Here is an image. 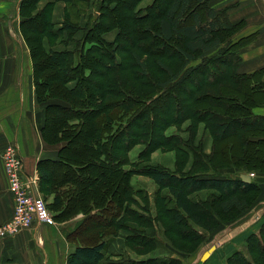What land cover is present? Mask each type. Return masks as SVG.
Wrapping results in <instances>:
<instances>
[{
  "label": "trees",
  "instance_id": "16d2710c",
  "mask_svg": "<svg viewBox=\"0 0 264 264\" xmlns=\"http://www.w3.org/2000/svg\"><path fill=\"white\" fill-rule=\"evenodd\" d=\"M41 1L23 0L20 12L35 92L45 114L42 137L46 143L60 146L56 159L39 163V190L51 197L47 208L57 220L88 216L77 232L83 239L89 231L94 238L101 232L104 237L97 243L78 245L67 264H104L108 257L114 264L110 258L119 252L115 242L124 250L152 254L140 262L124 255L126 264H168L156 253L153 230L127 206L135 202L131 178L136 175L149 177L172 197L175 208L169 210L172 224L167 232L185 243V248L197 244L188 256L194 255L207 238L195 228L210 234L218 226L208 200H196V196L215 195L221 212L235 217L250 207L253 199L248 196L259 193V177L246 183L241 171L264 176V116L255 114L257 108H264V69L239 75L240 43L232 40L218 58L200 63L199 68L188 67L197 54L219 46L235 28L224 13L207 7L208 0H153L145 8L138 7L142 0H99L94 20L91 17L82 27L73 20V11L87 1L61 0L66 6L59 29L49 21L56 1H45L39 7ZM113 29L118 32L111 44L103 35ZM81 32L85 33L82 41L64 38ZM120 41L135 49L133 69L144 71L142 77L148 75L142 54L146 59L156 57L168 73L169 78L158 84L163 92L157 98H143L136 88L141 77L123 73L132 69L117 60L123 50ZM91 43L95 44L88 46ZM70 44L72 49L59 50ZM176 56L184 58L179 72L162 61ZM170 93V102L164 101ZM166 103L169 108L162 113ZM171 111L178 114L174 115L176 124L195 120L189 128L198 125L208 135L202 136L205 147L211 148V154L205 156L209 160L206 169H236L239 173L231 177L180 175L166 164L153 163L151 156L167 149L174 139L162 133L172 123ZM139 145L143 149L133 159L130 153ZM177 150L184 157L193 155L192 148L180 146ZM191 165L202 168L195 161ZM92 170L96 176L85 183L84 175ZM123 214L136 222L120 220ZM103 217L107 218L104 222ZM260 238H249L250 256L245 259L240 253L229 262L259 264L260 260L264 264V230Z\"/></svg>",
  "mask_w": 264,
  "mask_h": 264
},
{
  "label": "crops",
  "instance_id": "0c3cea01",
  "mask_svg": "<svg viewBox=\"0 0 264 264\" xmlns=\"http://www.w3.org/2000/svg\"><path fill=\"white\" fill-rule=\"evenodd\" d=\"M22 1L0 0V226L10 221L14 213V201L9 192L2 160L6 148L12 145L17 148L22 160L23 176L28 181L36 180L31 192L39 195V163L47 158L56 159L60 150V146L50 145L43 140L45 114L35 92L30 51L27 48L24 50L22 41L13 31L15 18L21 12ZM41 3L43 1L39 3V7ZM65 6L64 2L56 3L53 12L55 21L62 20ZM207 7L224 13L235 27L227 39H223L219 46L208 52L219 50L232 40L233 44L240 43L236 67L239 75L264 69V0H208ZM255 114L264 116V108H257ZM238 173L236 169L219 172L222 177L236 176ZM256 176L264 177L258 174ZM248 198L253 199L250 207L237 214L230 224L216 229L209 241L207 239L202 245L196 255L197 259L200 258L201 262H205L203 257L209 259L207 254L211 249L210 242L222 241V244L226 240L233 245L240 240L238 243L241 247V240L244 241L247 235L248 238L253 235L261 237L264 230V182L259 184L257 197ZM52 226L35 222L14 238L0 239V264H67V258L74 250L69 255H64L62 234L55 240L46 235L50 233ZM115 244L118 245L119 252L124 250L123 245L118 242ZM119 252L114 254L122 256L123 252ZM130 259L134 260L133 257ZM218 263L226 264L222 259Z\"/></svg>",
  "mask_w": 264,
  "mask_h": 264
},
{
  "label": "rangeland",
  "instance_id": "374dc122",
  "mask_svg": "<svg viewBox=\"0 0 264 264\" xmlns=\"http://www.w3.org/2000/svg\"><path fill=\"white\" fill-rule=\"evenodd\" d=\"M45 1H56V3L61 2V0H44L43 3H41V7L43 6V4L45 3ZM87 2L85 3H79L78 7L76 10L73 11V14L75 15V18L73 20H77L78 24L82 27L83 25H85L86 23H88L89 19H91V17L95 18L96 15V8H97V4L99 0H85ZM151 2H153V0H142L139 4V8H145V6H147L148 4H150ZM55 8V7H54ZM80 9V13L78 15L77 12H79ZM64 15H65V11H64ZM64 17V16H63ZM62 17L61 19H58L55 21L53 13L52 16L50 14V18L49 21H51L52 25L54 24L55 26H53V28L55 29H59L62 26V22L64 20V18ZM21 22H22V17L20 16V14H17L16 18H15V25L13 27V31L14 33H16L17 38H19L22 41V46L24 47V50L29 49L27 44L25 43V39L23 36V32L21 30ZM36 26H39L38 23H36ZM117 29H113L107 33H104L103 38L113 44V42L116 41V36H117ZM84 34L85 33H77V34H71L70 36H68V34H65L64 38L67 39L69 41L72 40H77V41H82V39L84 38ZM121 45L120 47L124 50V47H126V49L122 50V52H119L117 54L118 57V62H122L124 64V66H126L127 68H131L132 70H128L123 72L125 75L127 73L130 72H134L138 77H141V81H139V84H136V88H137V92L140 94H143L144 97L143 98H157L160 94H162V90L158 87V84L167 80L169 78V75L166 71H164L158 64H157V58L156 57H149V58H145L144 54L141 55L142 59L144 61L147 62V72L148 75L144 77H142V71L141 69H133L134 66V59L132 58V53L135 52V49L132 48H127V45L125 44V41H120ZM230 43V42H229ZM228 43V44H229ZM95 44V43H91L88 44V46ZM227 44V45H228ZM226 45V46H227ZM71 47H59V48H63V49H59V50H64V49H72L73 44H70ZM116 47V46H115ZM112 48L111 52H114V48ZM225 48V46H223ZM27 48V49H26ZM97 48V47H95ZM222 47L219 50H213L211 52H208L207 54L204 55H200L197 54L196 55V59L195 61H192L191 64L188 67L191 66H197V68H199L200 66H198L200 63H205L206 60H214L216 58H218L219 54L221 53ZM220 51V52H219ZM29 52V51H28ZM163 63L171 66L174 72H179L181 70V66L184 64V58L180 57V56H176L173 58H170V60L168 59H162ZM193 69V68H192ZM192 69H190L189 71H191ZM188 71V72H189ZM183 85H186V83L183 82ZM172 93L168 94L165 98H163L164 101L166 102H170V98ZM149 96V97H147ZM154 96V97H153ZM179 97L182 98L183 94L179 93ZM143 101V100H142ZM167 107L169 108V103L165 104V111L167 112ZM161 113V114H162ZM170 115L173 116L172 118V123L170 124V126L168 127L167 131H163L162 133L165 136H174L173 141H171V143L169 144V147L167 149L164 150H160L156 153H154L150 160L155 163V162H159L161 164H166L172 172H175L177 174L183 175L186 173L189 174H197L198 176H207V175H219V172L223 171L222 170H218V169H206L205 167H208V163L209 160L205 157L206 155L211 154V148L210 145L208 146V148L205 147V141L204 138L202 136H208L205 133H202L201 130H199L198 125H195L193 128H189L190 124H195V120H191L190 123L185 121L181 124H176V121L174 119V115H178L176 112H170ZM201 128V127H200ZM157 136H161L160 134H158ZM176 138V139H175ZM178 138V139H177ZM183 146V148H185L186 150H188L189 148L193 149V155L184 157V152L177 150L178 147ZM58 147V146H57ZM143 149L142 145H139L138 147H136L130 154L131 157L136 158L137 155L140 153V151ZM193 156V157H192ZM196 162L198 163L202 168H199L197 165H195L196 167L193 168V165H191L192 162ZM243 174L249 175L248 171H241ZM64 173V172H62ZM97 174L96 171H90L88 173H86L84 175V181L85 183L91 181ZM254 180V179H253ZM131 186L133 187V191L132 193L134 194V198L133 200L135 202H131L128 203L127 206L136 213L137 216H143V221L144 224L143 225H147L149 226V228H151L153 230V236L155 238V242H156V249H157V254L158 256L164 258L165 260H167L166 262L168 264H216L219 262V259H222L226 262V264H231V262H229L230 260H232L234 257L238 258V254H242L244 255L245 259H246V255L249 254L248 252V245H249V238L248 235L246 236V238L243 240H241L243 242V244L241 245V247L239 246V241L237 240L233 245L228 242V241H224L222 244L220 242L214 241V242H210V251L207 254V258H209L208 260L204 259L203 257V261L205 262H201L200 258L197 259V254L200 251V247H202V245H204V243H206L207 239L209 241L211 234H213L215 232L216 229H218L219 227H221L222 225L225 224H230L232 221H234L236 218L233 217V213H222L219 206L216 204V197L215 195H202V196H196L195 199L196 200H201V199H207L209 205H211V207L214 209L215 211V216L218 220V226L217 228L210 234L206 233V232H202V230L200 228H195V231L205 235L207 234V238L205 240V242H203L200 245V249L198 248V252L195 253L194 255L188 256L192 253L195 252V250L197 249V244H193L192 245V249L185 248V243L181 242L178 238L168 234L167 229L169 226H171V221L168 218V213L170 209L175 208V204L173 202V199L170 195H167L163 190H159L158 186L154 183V181L152 179H150L149 177L146 176H134L131 178ZM39 195V194H38ZM41 198L44 200L46 206L49 207L50 205V200L51 197L50 196H44V195H40ZM170 197V199H169ZM175 210V209H174ZM172 210V211H174ZM48 211L50 213V215L53 218V224H48V225H53L51 227V231L50 233L46 234L48 236H50L52 238V240H55L56 237L60 238L61 234L63 236V253L64 255H69L78 245L81 244H93V243H97L100 240H103V232H101V235L99 238H94V235L92 233V231H89L90 233L88 234H84V236H87V239H83V236H80L79 234H77L78 231L81 232V227L85 226L86 224H83L84 220L88 218L83 216V215H78L77 217H73L70 219H63L62 221L57 220L56 218H54V213L48 208ZM233 217V218H232ZM110 218V217H109ZM108 218V219H109ZM107 220L106 217H103V221ZM112 220L114 221L115 219L112 218ZM120 220L122 221H128L131 223H135L136 220L134 218H131L130 216H127L126 214H123L122 217L120 218ZM119 220V222H120ZM142 222V221H141ZM140 221L138 223L142 224ZM261 222V221H260ZM57 230V231H53ZM201 230V231H200ZM101 231H104L103 229H101ZM45 235L44 232V236L45 238H47V236ZM78 235V236H77ZM204 236V237H206ZM2 240V239H1ZM228 242V243H227ZM184 245V247H183ZM236 245V246H235ZM68 246L70 248H68ZM127 248V247H125ZM155 249V250H156ZM123 252L122 256H117L115 255L113 257V259L110 258V260H114V264H126L127 258L122 259V257L124 255L129 256L130 258L133 257L134 260L139 261L142 259H148L149 256H152V254H139L135 251H132L131 249H125L123 251H120L119 253ZM251 255V254H250ZM248 255V256H250ZM247 256V257H248ZM128 257V259H129ZM175 260H179L178 263ZM251 257L247 258L250 259ZM108 261L104 264H112L109 263V257L107 259ZM259 264H261V261H258ZM130 264V263H128ZM221 264V263H218ZM238 264H243V263H238Z\"/></svg>",
  "mask_w": 264,
  "mask_h": 264
},
{
  "label": "built area",
  "instance_id": "2783aa9c",
  "mask_svg": "<svg viewBox=\"0 0 264 264\" xmlns=\"http://www.w3.org/2000/svg\"><path fill=\"white\" fill-rule=\"evenodd\" d=\"M3 164L8 179L9 192L14 201V213L10 221L0 226V239H11L29 229L35 222L53 224V218L48 208L38 194H33L31 188L36 180H25L20 154L15 146L6 148L3 154ZM255 178V173H250Z\"/></svg>",
  "mask_w": 264,
  "mask_h": 264
},
{
  "label": "water",
  "instance_id": "95a60500",
  "mask_svg": "<svg viewBox=\"0 0 264 264\" xmlns=\"http://www.w3.org/2000/svg\"><path fill=\"white\" fill-rule=\"evenodd\" d=\"M241 179L246 182V183H250L252 180H251V177L249 175H246V174H243L241 175ZM257 182L259 183H263L264 182V177H259L256 179Z\"/></svg>",
  "mask_w": 264,
  "mask_h": 264
},
{
  "label": "bare ground",
  "instance_id": "6f19581e",
  "mask_svg": "<svg viewBox=\"0 0 264 264\" xmlns=\"http://www.w3.org/2000/svg\"><path fill=\"white\" fill-rule=\"evenodd\" d=\"M255 175H256V173H255ZM249 176H250V173H249ZM256 178H257V176L255 178H251V180L256 179Z\"/></svg>",
  "mask_w": 264,
  "mask_h": 264
}]
</instances>
